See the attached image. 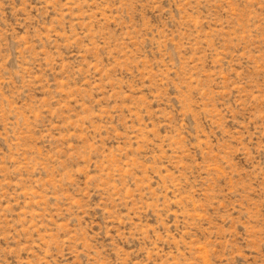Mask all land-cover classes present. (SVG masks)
I'll list each match as a JSON object with an SVG mask.
<instances>
[{
	"label": "rangeland",
	"instance_id": "obj_1",
	"mask_svg": "<svg viewBox=\"0 0 264 264\" xmlns=\"http://www.w3.org/2000/svg\"><path fill=\"white\" fill-rule=\"evenodd\" d=\"M0 264H264V0H0Z\"/></svg>",
	"mask_w": 264,
	"mask_h": 264
}]
</instances>
